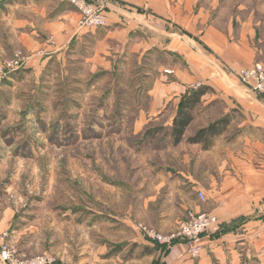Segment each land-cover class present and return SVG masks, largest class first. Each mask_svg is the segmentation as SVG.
Masks as SVG:
<instances>
[{
	"label": "rangeland",
	"instance_id": "rangeland-1",
	"mask_svg": "<svg viewBox=\"0 0 264 264\" xmlns=\"http://www.w3.org/2000/svg\"><path fill=\"white\" fill-rule=\"evenodd\" d=\"M34 1L57 4L22 0ZM13 2L0 0V64L16 51L28 59L35 52L18 43L13 9L4 6ZM24 18L39 29L44 24L38 16ZM80 53L44 55L47 61L35 66L28 60L0 83V215L9 221L4 233L22 257L114 264L109 260L118 255L148 264L155 247L145 245L150 240L137 224L159 221L160 207L171 231L183 218L174 193L159 189L176 181L166 172L175 167V147L166 145V136L179 101L149 112V92L173 59L157 51L105 68Z\"/></svg>",
	"mask_w": 264,
	"mask_h": 264
},
{
	"label": "crops",
	"instance_id": "crops-1",
	"mask_svg": "<svg viewBox=\"0 0 264 264\" xmlns=\"http://www.w3.org/2000/svg\"><path fill=\"white\" fill-rule=\"evenodd\" d=\"M105 4L106 26L90 32L77 29L79 14L69 0H57L52 8L35 1L24 4L22 0L4 6L13 9L10 16L20 30L19 45L28 52L35 51L29 56L32 66L45 63L48 58L43 60L44 55L58 58L67 51L72 58L78 50L87 61L91 56L89 62L95 67L109 68L120 59L146 58L159 51L172 58L173 65L162 70L155 89L149 92V112L154 113L171 100L177 103L189 89L211 88L175 147L174 169L166 170L169 178L176 180L174 186L162 182L159 189L165 187L167 194L174 193L181 221L189 213L203 212L215 216L218 225L201 239L203 252L198 259L191 260L185 246L177 244L166 254L155 248L145 261L264 262V96L246 90L228 74L230 69L255 64L264 67V0H106ZM50 13L53 19L48 18ZM25 16L41 17L44 24L39 29ZM26 26L30 30L25 31ZM49 38L52 41L48 42ZM90 50L92 54L86 55ZM166 71L171 73L166 75ZM225 116L229 125L211 148L202 150L186 142L198 129ZM199 192L205 196L204 202L198 200ZM158 216L159 221L150 225L140 222L136 229L142 226L167 234L170 223L164 222L166 215L161 207ZM7 219V214L0 215V234L7 231ZM9 240L12 244L13 237ZM150 242L144 243L155 247ZM117 256L109 261L146 264L120 261Z\"/></svg>",
	"mask_w": 264,
	"mask_h": 264
},
{
	"label": "built area",
	"instance_id": "built-area-1",
	"mask_svg": "<svg viewBox=\"0 0 264 264\" xmlns=\"http://www.w3.org/2000/svg\"><path fill=\"white\" fill-rule=\"evenodd\" d=\"M106 0H69V4L79 14L77 29L88 31L106 26ZM28 57L16 51L12 57L0 64V83L11 72L20 70L28 63ZM228 74L236 78L246 90L264 96V67L255 64L249 68L230 69ZM200 202L205 201L202 193L197 194ZM218 225L217 218L208 213H189L187 219L178 223L177 227L167 234L155 232L138 226V229L154 244L168 251L177 244L185 246V254L191 260L198 259L203 247L201 239L214 231ZM0 264H55V259L49 254L34 257L20 256L10 243L7 233L0 234Z\"/></svg>",
	"mask_w": 264,
	"mask_h": 264
},
{
	"label": "trees",
	"instance_id": "trees-1",
	"mask_svg": "<svg viewBox=\"0 0 264 264\" xmlns=\"http://www.w3.org/2000/svg\"><path fill=\"white\" fill-rule=\"evenodd\" d=\"M212 90L208 86H199L195 89H189L181 96L171 123L167 126V146L176 147L183 140V136L192 123L197 110L202 106L201 99L205 95L211 93ZM229 125V117L225 116L215 120L206 127L198 129L192 136L186 139L189 145H199L202 150H208L212 147L214 139L221 136ZM155 248H161L154 245ZM148 251L147 255H151L154 249ZM161 253L166 254L167 251L161 248Z\"/></svg>",
	"mask_w": 264,
	"mask_h": 264
}]
</instances>
